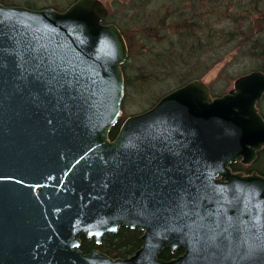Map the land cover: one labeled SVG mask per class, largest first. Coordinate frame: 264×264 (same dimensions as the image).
Returning <instances> with one entry per match:
<instances>
[{
  "label": "water",
  "instance_id": "95a60500",
  "mask_svg": "<svg viewBox=\"0 0 264 264\" xmlns=\"http://www.w3.org/2000/svg\"><path fill=\"white\" fill-rule=\"evenodd\" d=\"M107 15L0 3V264H264V176L229 167L264 149V72L215 98L192 80L111 140L128 47ZM121 226L132 256L80 250Z\"/></svg>",
  "mask_w": 264,
  "mask_h": 264
},
{
  "label": "trees",
  "instance_id": "16d2710c",
  "mask_svg": "<svg viewBox=\"0 0 264 264\" xmlns=\"http://www.w3.org/2000/svg\"><path fill=\"white\" fill-rule=\"evenodd\" d=\"M16 1L0 0V3L17 5ZM74 1L47 0L50 5L46 7L64 11ZM42 2L46 0H22L23 6L31 9L41 8L39 3ZM162 4L164 18L145 24L140 54L134 57L129 53L122 64L126 99L129 90L131 94H142L159 81L171 79V88H176L192 79H200L228 58L234 63L249 59L255 66L252 70L264 72V0H162ZM223 17L227 23L220 27L219 20ZM158 28L163 34L159 42H154L146 35L152 36ZM165 75L168 77L163 79ZM123 121L120 119L111 129V138L116 137ZM231 168L234 172L242 170L264 176V149L258 152L256 161L250 166L237 161ZM142 235L139 228L121 226L118 232L105 235L101 244L83 236L81 250L85 254L100 250L112 258L124 259L142 247ZM182 254L181 249L172 251L167 247L159 258L169 261Z\"/></svg>",
  "mask_w": 264,
  "mask_h": 264
},
{
  "label": "rangeland",
  "instance_id": "374dc122",
  "mask_svg": "<svg viewBox=\"0 0 264 264\" xmlns=\"http://www.w3.org/2000/svg\"><path fill=\"white\" fill-rule=\"evenodd\" d=\"M38 1V0H37ZM110 9L111 22L118 24L126 34L128 41L129 53L134 57L140 54V44L143 42L142 31H145V24L153 23L156 18H164V7L162 0H101ZM15 4L23 6L22 0H17ZM42 7L50 5V3H39ZM68 5V4H67ZM65 5V6H67ZM169 14L171 10H168ZM168 23V22H167ZM226 19L223 17L219 20L218 26H226ZM168 27V24L166 25ZM153 35H146L150 40L159 42L163 30L158 28L153 31ZM145 49L143 50V52ZM255 68L253 62L249 59H244L240 63H234L231 58L217 64L210 69L202 79L211 89L214 96H219L227 93L234 87L235 79L245 73L252 71ZM168 76H163L166 79ZM171 79L159 81L157 84L145 89L142 94H131L127 99L124 96L122 105V114L120 119L124 120L130 115L140 113L154 105L163 95L175 88ZM126 95V90H125ZM260 112L264 115V98L258 103ZM241 163V162H240ZM250 166V165H247Z\"/></svg>",
  "mask_w": 264,
  "mask_h": 264
},
{
  "label": "flooded vegetation",
  "instance_id": "af4514ba",
  "mask_svg": "<svg viewBox=\"0 0 264 264\" xmlns=\"http://www.w3.org/2000/svg\"><path fill=\"white\" fill-rule=\"evenodd\" d=\"M107 7V6H106ZM108 8V7H107ZM108 17H109V15H110V9L108 8ZM121 32H122V34H123V31L121 30ZM239 172H242V173H246L245 171H242V170H239Z\"/></svg>",
  "mask_w": 264,
  "mask_h": 264
},
{
  "label": "bare ground",
  "instance_id": "6f19581e",
  "mask_svg": "<svg viewBox=\"0 0 264 264\" xmlns=\"http://www.w3.org/2000/svg\"><path fill=\"white\" fill-rule=\"evenodd\" d=\"M122 108V107H121Z\"/></svg>",
  "mask_w": 264,
  "mask_h": 264
}]
</instances>
